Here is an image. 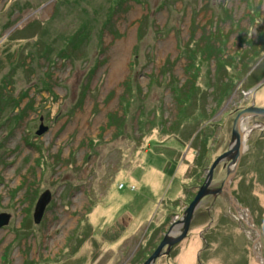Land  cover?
<instances>
[{
  "label": "rangeland",
  "instance_id": "rangeland-1",
  "mask_svg": "<svg viewBox=\"0 0 264 264\" xmlns=\"http://www.w3.org/2000/svg\"><path fill=\"white\" fill-rule=\"evenodd\" d=\"M0 28V264H143L264 105V0H0ZM247 145L232 189L252 218L208 195L155 264H261L264 129Z\"/></svg>",
  "mask_w": 264,
  "mask_h": 264
},
{
  "label": "water",
  "instance_id": "water-1",
  "mask_svg": "<svg viewBox=\"0 0 264 264\" xmlns=\"http://www.w3.org/2000/svg\"><path fill=\"white\" fill-rule=\"evenodd\" d=\"M258 86L252 88L251 91H254V89H256ZM251 116L264 117V107L256 106L255 104H253L252 106L243 109L238 113L233 124L231 144L229 149L226 152L217 156L216 159L210 165V167L207 168L206 179L204 183L200 187H198L196 195L194 196L192 201L187 205L186 209L184 210L183 216L175 224H172L169 232L163 236L158 246L143 264H155L156 260L162 255H170L173 247L188 236L195 213L199 209L202 200L208 195H213L215 198H217L219 195L227 196L229 202L238 212V217L240 219H243L241 213L244 212L247 214L248 218H252L250 210L247 207L243 206V204L239 201L232 189V183L238 172L242 157L244 153L248 150L247 139L249 134L257 127L259 129H264V124L247 126L249 127V129L245 137L243 125L244 123H247V119ZM46 129L47 128L42 124L37 134L39 135L44 133ZM229 159L231 160L232 164L230 165V168L228 169L226 177L221 183V186L212 188L215 170L221 163L226 162ZM51 197V191L49 189H46L38 198L34 210V220L36 223H39L42 220L45 209L48 203L50 202ZM10 217V214L7 212L0 213V228L9 223ZM249 225L251 226V228L254 227V224ZM255 230L258 233V237L255 242H259L260 229L258 227H255ZM203 239L206 242V239L204 237ZM254 253L256 256V260L259 263L264 264V256L262 255V253L260 251L257 252L255 248Z\"/></svg>",
  "mask_w": 264,
  "mask_h": 264
},
{
  "label": "flooded vegetation",
  "instance_id": "flooded-vegetation-1",
  "mask_svg": "<svg viewBox=\"0 0 264 264\" xmlns=\"http://www.w3.org/2000/svg\"><path fill=\"white\" fill-rule=\"evenodd\" d=\"M9 28H10L9 25H8L7 27H4V29H6V30L9 29ZM0 29H1V28H0ZM1 30H2V29H1ZM13 30H15V29L13 28V29L10 30V34L12 33ZM254 74H256V77H259V78H260V80L258 81L257 84H259V83H261V85L264 84V75H260L261 72L257 71V68H256L255 70H252V71L249 73V76H251V75L253 76ZM259 75H260V76H259ZM256 77H255V78H256ZM252 88H253V87H252ZM252 88L249 89V91H248V95H247V96L250 95V92H253V91H251ZM253 104H255L256 106L264 107V105L257 104V102H256L255 99H252L251 103L248 104L247 106H245L244 108H241V109L239 110V112L242 111L243 109H246V108L252 106ZM239 112H238V113H239ZM237 115H238V114H237ZM237 115H236V117H237ZM236 117L234 118V121H235ZM249 118H255V119L261 118V119H264V117H258V116H251V117H249ZM249 118H248V119H249ZM257 122H258V125H262V124H264V121H260V120H258ZM233 124H234V123H233ZM257 128H258V127H257ZM232 129H233V128H232ZM258 129H259V128H258ZM231 137H232V135H231ZM229 147H230V146H229ZM229 147H228V149H229ZM225 152H226V151H225ZM174 227H175V226H174ZM162 256H164V255H162ZM162 256H161V257H162Z\"/></svg>",
  "mask_w": 264,
  "mask_h": 264
},
{
  "label": "trees",
  "instance_id": "trees-1",
  "mask_svg": "<svg viewBox=\"0 0 264 264\" xmlns=\"http://www.w3.org/2000/svg\"><path fill=\"white\" fill-rule=\"evenodd\" d=\"M260 70H261V68H260L258 71H260ZM260 75H264V73L261 72ZM260 75H259V76H260ZM259 80H260L259 77H256L255 79H253V80H252V82H253L252 85L257 84ZM200 160H201V159H198V161H200ZM209 212H210V211H209ZM209 212L206 213L207 216H208V215L211 216ZM205 239H207V240H206L207 243L211 241V239H209L207 235H205ZM208 245H209V243H208Z\"/></svg>",
  "mask_w": 264,
  "mask_h": 264
},
{
  "label": "bare ground",
  "instance_id": "bare-ground-1",
  "mask_svg": "<svg viewBox=\"0 0 264 264\" xmlns=\"http://www.w3.org/2000/svg\"><path fill=\"white\" fill-rule=\"evenodd\" d=\"M248 129H249V128H247V127L244 128V133H245V135H247V133H248Z\"/></svg>",
  "mask_w": 264,
  "mask_h": 264
}]
</instances>
